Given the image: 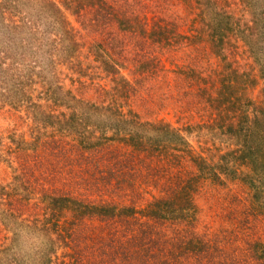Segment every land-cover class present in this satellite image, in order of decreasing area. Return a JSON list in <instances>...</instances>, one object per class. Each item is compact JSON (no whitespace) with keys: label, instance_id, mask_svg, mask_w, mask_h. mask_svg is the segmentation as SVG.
<instances>
[{"label":"rangeland","instance_id":"374dc122","mask_svg":"<svg viewBox=\"0 0 264 264\" xmlns=\"http://www.w3.org/2000/svg\"><path fill=\"white\" fill-rule=\"evenodd\" d=\"M213 3L232 18L231 30H217L216 51L197 0H0V264H149L150 252L171 257L159 247L177 230L208 242L225 264H264V0ZM95 44L117 78L95 59ZM79 100L119 107L126 121ZM109 121L120 139L98 133ZM231 151L234 178L197 170ZM51 194L136 213H78L75 222L57 212L54 225L43 201ZM176 195L192 218L148 219L156 201ZM49 227L74 229L75 241L15 253L17 229L50 241ZM146 233L156 239L148 251L137 247Z\"/></svg>","mask_w":264,"mask_h":264},{"label":"trees","instance_id":"16d2710c","mask_svg":"<svg viewBox=\"0 0 264 264\" xmlns=\"http://www.w3.org/2000/svg\"><path fill=\"white\" fill-rule=\"evenodd\" d=\"M197 2L199 3V6H201L202 9L199 15H201L202 17L205 16L206 18V19L203 18L204 21L206 22L204 28L206 29V33L208 34V36H206L205 38L210 41L213 50L216 51L218 48L216 49L215 47H218V41L220 39V35L218 34L217 30H219L220 28L221 30L219 32H222L224 30L225 32L226 30H231L232 27L230 26L229 23L231 22L232 18L231 19L229 18L230 20L227 21L222 20L224 16L220 12H218L216 8L217 3L214 4L213 0H197ZM67 4L70 5L69 3ZM67 4L65 7L70 9V6H67ZM205 6L207 7L210 13L207 14L204 13L203 8ZM48 7L53 8L54 9L53 11L55 13L61 12V8L57 7L52 1H49ZM223 26H224V30H222ZM14 27L16 28L15 25ZM92 51L94 52L95 59L100 63L101 67L106 71V73L111 75L112 77L115 76V78H117V76L119 75V70L117 65L111 60V58L104 51L99 49L98 45L96 44L92 46ZM80 103L88 109L92 107V110L95 111V114H106L104 110L109 109L110 114L116 115V117L118 116L121 122L126 121L124 114H127V112L124 113L119 107L107 106L104 109L105 106L98 107L96 104L87 106L82 101H80ZM76 112L78 111L76 110ZM105 124H109V125L105 127H98V133H101L100 135H106L107 137H109L107 139L110 141H114L115 139L118 138L120 139L119 130H117L116 127L110 121L109 123H105ZM241 131H243L244 133L246 132L245 129H241ZM109 133L111 134L108 136ZM228 154L233 157L237 155V152L236 151L228 152L227 155L220 156L218 161H216L213 164L208 163L206 160L203 159L202 162H200L197 165V170L201 173L202 176L214 177L217 180L220 178V176L234 178L236 176L237 169L233 167L231 163L228 162V160L227 161L224 160L226 156L228 157ZM247 155H249V153ZM98 184H100V181ZM178 188L179 189L176 194L179 196V194L184 192L183 190L184 187L182 188V186H179ZM177 195L171 197V199H161L156 201L153 210L149 212L148 219H151L156 223L164 224L166 222H173V221L178 223H184L188 221L190 218H192L190 215L191 206L189 204L179 205L180 203L177 200H175L178 198ZM43 201L46 204L47 208H49L48 210H50V215L52 219H54V217L55 218L57 217L56 216L57 212H59V214L62 215L66 212H72L76 217L75 222L78 221L79 218H83L85 216L90 217L89 215L95 216L97 217V219L109 218V220L111 219L114 220L115 218L118 219V218H122L123 216L133 218L136 213L135 209L132 207H127L125 209H118L117 207L112 206L108 208V206H106L103 203L97 205L91 202H80L79 200L77 201L76 199H74V197L72 196L69 197L68 194L63 196L51 194L49 196H45V198H43ZM83 210H85V212H83ZM78 213H79V218H78ZM54 220H55V223H53L54 225H58V223H60L61 221L57 219ZM54 220H52V222H54ZM63 231L64 232H60L59 230H56V228L49 227L48 235L53 234L54 236L50 238V241H49L50 236H47L48 237L47 245L50 246L51 244H55L56 242H60V243L63 242L66 245H68L70 239L75 241V239L73 238L75 235L74 229L66 228V230ZM180 233L181 232H178L177 230L175 233V238H173L172 241L167 239L166 237L162 239L164 242H161L159 240L161 242L159 249L162 253L166 254L169 252L172 255L173 254L175 255L174 259H172V255L170 258H169L170 254L167 255V258L171 259L172 261H169L167 258L161 259L160 255H158L157 253L151 254L150 252L149 253L150 256L146 255L147 258L149 259L148 263L171 264L174 262L177 263L180 260L182 261V263H184L185 261L187 262L188 259L189 262H192V264H225L223 263V261L220 260V258L215 257L213 253V249L208 245V242H205L202 239H198L192 236H182V234ZM144 235L145 234L138 236L141 238V240L144 237L143 238L144 242H140L139 243L140 246L137 247L138 248L143 247V249L145 250L147 249L146 246L151 244L153 246V243L156 241V239L153 233L148 234L149 237ZM150 235L152 236V238L150 237ZM166 241H170V243L173 242L172 245H174L176 251L173 252H171V250L166 251V246H165ZM256 245L259 246L260 244H256ZM257 251H258L257 257L261 259L264 256V247H261Z\"/></svg>","mask_w":264,"mask_h":264},{"label":"clouds","instance_id":"9594fccd","mask_svg":"<svg viewBox=\"0 0 264 264\" xmlns=\"http://www.w3.org/2000/svg\"><path fill=\"white\" fill-rule=\"evenodd\" d=\"M16 238L17 244L14 251L21 257L36 256L48 243V237L27 228L17 229Z\"/></svg>","mask_w":264,"mask_h":264}]
</instances>
